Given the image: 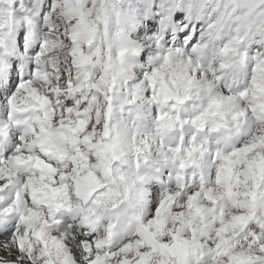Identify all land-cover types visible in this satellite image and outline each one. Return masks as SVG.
<instances>
[{
	"label": "clouds",
	"instance_id": "clouds-1",
	"mask_svg": "<svg viewBox=\"0 0 264 264\" xmlns=\"http://www.w3.org/2000/svg\"><path fill=\"white\" fill-rule=\"evenodd\" d=\"M0 253L264 264V0H0Z\"/></svg>",
	"mask_w": 264,
	"mask_h": 264
},
{
	"label": "snow or ice",
	"instance_id": "snow-or-ice-1",
	"mask_svg": "<svg viewBox=\"0 0 264 264\" xmlns=\"http://www.w3.org/2000/svg\"><path fill=\"white\" fill-rule=\"evenodd\" d=\"M180 13L179 12H177L176 13V15H175V19H180ZM0 255H3V253H0ZM15 255V254H14ZM14 255H13V257L12 258H14Z\"/></svg>",
	"mask_w": 264,
	"mask_h": 264
}]
</instances>
